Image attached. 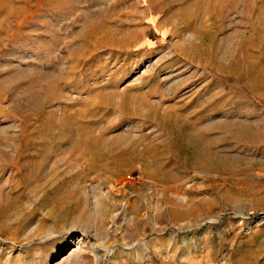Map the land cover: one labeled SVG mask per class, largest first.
I'll use <instances>...</instances> for the list:
<instances>
[{
  "label": "rangeland",
  "instance_id": "374dc122",
  "mask_svg": "<svg viewBox=\"0 0 264 264\" xmlns=\"http://www.w3.org/2000/svg\"><path fill=\"white\" fill-rule=\"evenodd\" d=\"M0 264H264V0H0Z\"/></svg>",
  "mask_w": 264,
  "mask_h": 264
}]
</instances>
